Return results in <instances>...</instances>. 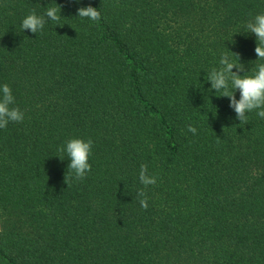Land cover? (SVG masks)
Wrapping results in <instances>:
<instances>
[{"label":"trees","instance_id":"obj_1","mask_svg":"<svg viewBox=\"0 0 264 264\" xmlns=\"http://www.w3.org/2000/svg\"><path fill=\"white\" fill-rule=\"evenodd\" d=\"M86 6L100 21L77 16ZM32 10L38 33L20 28ZM262 12L264 0H0V83L24 113L0 129V264H264V119L241 123L207 79L226 52L236 75L264 62L247 29ZM75 137L93 141L82 180L59 151Z\"/></svg>","mask_w":264,"mask_h":264},{"label":"clouds","instance_id":"obj_2","mask_svg":"<svg viewBox=\"0 0 264 264\" xmlns=\"http://www.w3.org/2000/svg\"><path fill=\"white\" fill-rule=\"evenodd\" d=\"M59 7L52 3L47 6L46 15L52 22L59 24ZM77 16L87 18L90 21L98 22L101 19V12L98 8L86 6L78 9ZM21 30H29L32 33H38L43 28L42 17L37 15L34 10L26 14L20 22ZM247 29L258 38V46L255 48L257 58L264 61V12L255 15L254 23H249ZM219 69H213L207 79L211 81V87L217 89L220 95L228 96L230 106L237 113L239 120L247 121L246 113L255 111L258 118L264 119V62L257 63L255 67L246 75L240 76L231 72L233 67L239 66L237 60L231 53H224L219 60ZM240 92V99L234 98V90ZM15 105V97L12 89L7 83H0V129L6 128L10 122H20L24 119V113ZM188 131L195 134L197 129L191 125ZM93 141L91 139H82L79 137L68 139L59 151L65 154L70 163L69 179L82 180L86 173L90 172L91 164L89 158L92 154ZM139 181L145 187L154 185L157 178L148 174L147 165H141L139 172ZM143 197L139 200L142 208L148 207L147 198L143 190L137 193Z\"/></svg>","mask_w":264,"mask_h":264}]
</instances>
